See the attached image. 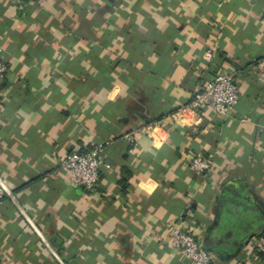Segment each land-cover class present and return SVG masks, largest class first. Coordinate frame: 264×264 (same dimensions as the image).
Masks as SVG:
<instances>
[{
  "label": "crops",
  "instance_id": "crops-1",
  "mask_svg": "<svg viewBox=\"0 0 264 264\" xmlns=\"http://www.w3.org/2000/svg\"><path fill=\"white\" fill-rule=\"evenodd\" d=\"M0 48V179L61 262L189 264L184 224L212 264H264V0H0ZM219 73L230 116L184 110ZM98 145L71 186L60 161ZM0 264H59L1 189Z\"/></svg>",
  "mask_w": 264,
  "mask_h": 264
},
{
  "label": "built area",
  "instance_id": "built-area-1",
  "mask_svg": "<svg viewBox=\"0 0 264 264\" xmlns=\"http://www.w3.org/2000/svg\"><path fill=\"white\" fill-rule=\"evenodd\" d=\"M16 4L20 0H6ZM210 58V54L206 55ZM259 72L264 76V59L257 62ZM7 65L3 60L0 48V91L7 73ZM239 99V86L233 73H219L210 77L194 92L190 105L186 109L192 111L208 110L219 118L230 116ZM182 110V111H184ZM147 133V131H145ZM103 146H94L85 151L74 150L59 163L69 184L85 190H93L99 179L102 163ZM211 160L205 155H196L188 162V168L199 175H206L212 169ZM169 246L189 264H212V257L197 240L193 228L184 224L172 226L168 231ZM259 252H264V229L253 244Z\"/></svg>",
  "mask_w": 264,
  "mask_h": 264
},
{
  "label": "water",
  "instance_id": "water-1",
  "mask_svg": "<svg viewBox=\"0 0 264 264\" xmlns=\"http://www.w3.org/2000/svg\"><path fill=\"white\" fill-rule=\"evenodd\" d=\"M105 163H106L105 160H102V163L100 165V171H103ZM0 189L3 190L5 192V194L9 197V199L14 204V206L17 208V210L19 211L21 216L24 218V220L27 222V224L32 228V230L35 232V234L38 236V238L42 241V243L48 248L50 253L56 258V260L59 262V264H64L63 262H61V260L58 258V256L53 252V250L49 247V245L45 241L44 237L42 236L41 232L35 227V225L32 223L30 218L26 215L24 210L20 207L18 202L15 200V198L10 195V192L5 187V185L3 184L1 179H0Z\"/></svg>",
  "mask_w": 264,
  "mask_h": 264
}]
</instances>
